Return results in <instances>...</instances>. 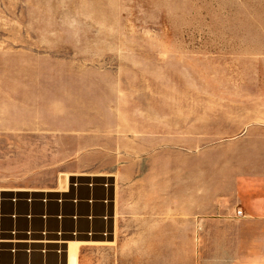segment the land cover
Listing matches in <instances>:
<instances>
[{
	"label": "rangeland",
	"instance_id": "374dc122",
	"mask_svg": "<svg viewBox=\"0 0 264 264\" xmlns=\"http://www.w3.org/2000/svg\"><path fill=\"white\" fill-rule=\"evenodd\" d=\"M233 110L264 120V0H0V187L14 189L0 194L37 197L0 202V235L66 233L86 264L85 202L133 200L119 172H133L135 134L157 144L169 120L184 144ZM110 221L90 245L134 264L132 223L112 240ZM64 249L0 250V264H64Z\"/></svg>",
	"mask_w": 264,
	"mask_h": 264
},
{
	"label": "crops",
	"instance_id": "0c3cea01",
	"mask_svg": "<svg viewBox=\"0 0 264 264\" xmlns=\"http://www.w3.org/2000/svg\"><path fill=\"white\" fill-rule=\"evenodd\" d=\"M251 117L241 110L215 116L208 123L211 132L194 122L191 129L199 131L188 133L184 144L178 138L175 143L169 120L157 144L143 146L136 133L133 172L129 167L119 172L130 184L123 193L132 192L133 200H117L114 191L110 205L94 195L85 202L84 220L93 234L86 240V264H105L107 248L90 244L105 241L104 226L96 224H104L109 210L112 240L132 223L134 264H264V120L247 123ZM71 190L73 196L77 188Z\"/></svg>",
	"mask_w": 264,
	"mask_h": 264
},
{
	"label": "bare ground",
	"instance_id": "6f19581e",
	"mask_svg": "<svg viewBox=\"0 0 264 264\" xmlns=\"http://www.w3.org/2000/svg\"><path fill=\"white\" fill-rule=\"evenodd\" d=\"M68 175V174H66ZM78 185V184H77ZM71 189V188H70ZM65 190V189H64ZM67 191V192H66ZM5 192V191H3ZM7 192V191H6ZM9 195H22L21 193H8ZM72 190L70 191V194H68V190H65V192H60L58 191L56 194L51 195L47 194V197L53 201V199H62L65 200L68 197H71ZM26 197L31 196V195H25ZM66 233H63V235L58 234V235H51L48 233H44L41 236H36L34 233L28 235L27 237L20 236V235H12V236H4L0 235V250L2 251H9L10 252H21L25 251L26 252H31L35 253L37 251H40L43 253L44 257H47L48 252H52V250H63L64 256L66 255V264H76V250L75 246H78L82 242L80 241H71L67 240L66 238ZM66 245V246H65ZM79 250V248H78ZM76 253V254H75ZM29 255V254H28ZM78 260V259H77ZM78 263V261H77Z\"/></svg>",
	"mask_w": 264,
	"mask_h": 264
},
{
	"label": "built area",
	"instance_id": "2783aa9c",
	"mask_svg": "<svg viewBox=\"0 0 264 264\" xmlns=\"http://www.w3.org/2000/svg\"><path fill=\"white\" fill-rule=\"evenodd\" d=\"M0 196H1L0 197L1 204L4 201L6 202V200H8L9 202L13 203L14 205L15 204L17 205L18 203L23 202V201H26L27 203L32 204L37 199V197H34L32 195L31 196L27 195L28 197H26L25 195H15V194L14 195H7L6 193H1ZM1 206H3V204ZM15 216H16L15 214H11V217H15ZM27 216L31 217V214L29 213Z\"/></svg>",
	"mask_w": 264,
	"mask_h": 264
}]
</instances>
